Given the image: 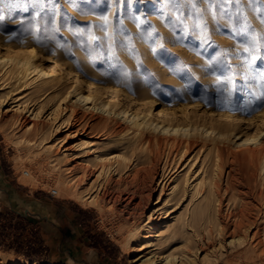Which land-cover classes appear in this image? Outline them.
<instances>
[{
    "label": "rangeland",
    "instance_id": "374dc122",
    "mask_svg": "<svg viewBox=\"0 0 264 264\" xmlns=\"http://www.w3.org/2000/svg\"><path fill=\"white\" fill-rule=\"evenodd\" d=\"M255 7H261L257 0H240L239 6L231 0L215 10L213 19L210 14L198 15L187 0H171L168 4L164 0H44L40 5L34 0H0V55L14 53L3 41L39 45L54 58L65 57L78 69L80 74L61 70L64 92L71 90L77 78L82 81L78 92L86 94L87 75L96 85L107 87L103 101L114 96L131 112H147L150 108L153 117L170 118L175 114L174 125H205L231 135L253 137L264 115V26L260 24L264 11L257 14ZM103 17H107V25ZM201 25L208 30L207 43L199 38ZM245 32L256 34L254 46L245 42ZM91 36L97 39L92 41ZM159 43L170 54L163 63ZM246 46L249 52L243 51ZM253 54L260 59L249 71ZM41 60L44 70L52 64L45 57ZM14 67L8 70L0 66V114L6 110L9 117L15 112L30 119L31 111H39V117L34 119L38 127L33 130L20 119L12 122L13 117L0 121V264H37L24 262L31 250L32 257L42 264H89L86 241L99 248L101 264H139L133 262L139 254L152 253L156 257L174 254L180 259L178 264H188L183 256L187 249L188 256L195 257V264H205L202 258L206 252L211 253L214 242L204 240V246L198 242L203 232L198 222L184 225L191 216H199L201 197L193 191L196 178L202 175L198 147H191L180 159L177 155L169 157V162L177 163L170 170L171 179L181 176L184 184L169 203L164 202L175 181H168L170 184L161 190L160 161L154 178L141 173L134 179V171H122L120 176L96 179L100 163L93 156L105 157L112 150L132 158V135L123 132L112 139L100 131L89 132L88 113L73 103L68 106L84 119L56 130L69 112L53 110L59 95L53 94L52 83H41L35 72L23 76ZM75 95L72 92L67 100H75ZM66 102L60 101L61 107ZM217 114L232 119L218 118ZM121 122L118 125L123 126ZM87 145L95 147L94 151L87 153ZM85 165L94 171L87 177L82 174ZM97 184L107 186V194L103 190L97 194ZM66 186L84 199L72 197ZM50 189L56 190L54 197ZM36 198L44 205L34 207ZM46 206L51 207L52 218L55 208L62 209V219L78 229L77 241L73 236L65 241L61 228L45 218L49 211ZM158 207L161 209L156 211ZM35 210L39 214H31ZM257 214L251 217L258 216L262 233L264 210ZM149 226H155L159 235L150 247L139 252L137 248L144 244ZM254 230L246 234V247H227L216 264H264V248L251 239ZM196 247L200 248L197 254ZM244 247L254 252L240 253Z\"/></svg>",
    "mask_w": 264,
    "mask_h": 264
},
{
    "label": "bare ground",
    "instance_id": "6f19581e",
    "mask_svg": "<svg viewBox=\"0 0 264 264\" xmlns=\"http://www.w3.org/2000/svg\"><path fill=\"white\" fill-rule=\"evenodd\" d=\"M3 42L7 47H11L14 53L7 56L0 55V66H2V68L9 70L10 67L15 66L18 69V72L23 76L26 75L27 72H35L37 78L41 79V83H52L50 88H52L53 94H57V96L59 95V103L53 110L60 112L61 114L66 109L69 112L66 118L56 126V130L64 124L65 127H70L74 122H80L84 119L82 116L76 115L74 112L75 110L70 108L71 106H68V103H73L74 106L79 105L83 110H86V113H88L86 114V130L89 132L93 133V131H100L102 134L112 139L123 132L132 135L131 138L134 140V146L130 148L132 158H127L125 154H118L112 150L107 153L105 152V157L101 154H96L95 156L91 154L95 160L99 161L97 163H100L99 168L95 172L98 173L96 179L104 175L109 177L108 175L110 174L120 176L122 171L125 173H132L134 171V179L137 176H140L141 173L145 178H154L158 174L157 165L160 161L163 165L159 181L162 184L161 190H163L166 185L168 186L170 184H167V182L173 180L171 179L170 170L177 166V163L172 164V161L169 162V157L171 155H177L180 159L187 150L191 147L197 146V155L201 154L199 159L201 163H199V171H201L202 175H198L200 177L196 178L197 182L193 185V191L201 197L199 216L198 219L191 216L184 225H197L198 222V224L203 227V232L199 235L200 238L198 239V242H201L202 246L206 244V241L204 240L214 242V246L211 248V253L207 254L206 252L204 254L202 258L203 263L216 264L218 259L221 258L223 251L227 250V247L237 248L238 246L247 243L246 234L253 229L255 230L251 234V239L255 238L256 242L254 245L260 244L264 248V231L260 233V229L258 228L259 222H257L258 216L256 217L257 219L251 217V214L256 213V215H258L257 213L260 211L263 212L264 210V115L260 118V128L257 130V134L253 137H241L237 134L231 135L226 131L207 127L205 125L202 127L188 124L174 125V123H176L174 121H177L175 114L170 118H166L165 116L158 118L153 117L150 108L147 112H144L143 110L135 113L131 112L129 107L117 102L114 96L103 101L102 97L106 93L107 87L104 88L103 86H99L100 83L96 85L87 75H84V78L86 79L85 81L88 82L89 86V90L86 94L82 91L78 92V88L82 86V81L80 80V82L77 78L75 79V84L71 87V90L64 92L66 84L62 82L63 75L61 74V70L65 69L80 74L78 69L65 59V57L54 58L39 45L32 44L26 46L23 45L24 43H13V45H11L7 41ZM41 57H45V59L52 63L47 70H44L42 67ZM86 70L89 71L91 68H87ZM72 92L76 93L75 100H67L69 94ZM60 101L63 103L65 101L67 102L61 107ZM6 112L7 111L5 110L0 114V121L8 116ZM38 114L39 111L34 113L31 111L30 116L33 118L29 119L27 117H20L18 113L14 112L10 117H13V119L11 118L12 122L14 121L17 123L19 119L22 120V124L26 122V125L33 130L38 127V123L34 120L39 117ZM57 114L56 116H58ZM49 115L51 114L49 113ZM10 117L8 116V118ZM217 117L225 119L230 118V116L225 114H217ZM121 120V123L124 124L123 126L118 125V121ZM88 145V151L86 150L87 153L95 148H91V146ZM93 151L94 150H92V152ZM64 155L66 156V154ZM131 159L134 161H131ZM195 159H197V157ZM89 164L91 163L86 162V165ZM85 168L86 169L82 173L83 176L86 175L87 177V174H93V169L90 167L88 168L87 166ZM193 174L194 173H192V175ZM180 177L181 176H178L173 180L175 181V184L169 188V197L165 199L164 203H169V198L183 190L184 184ZM109 178L107 180H109ZM134 181L135 180L131 181L132 184ZM107 184L109 187V183ZM103 185L104 184H97L95 188V191H98L97 194L102 190L104 195L107 194V186L104 187ZM189 185L190 184H188V186ZM67 188L72 197L84 199L83 195H76L70 187ZM88 198L90 197L88 196L87 199ZM92 199H94V197ZM94 200L97 201L96 199ZM159 209L161 208H156V211ZM167 211L168 209H165V214L169 215ZM155 231H157L155 230V226H149V231L144 235L146 240L144 244L142 243L137 248V251L141 252L152 245V239L159 235ZM241 233H244V235ZM192 245L190 247H193ZM197 247L195 251L196 253L194 252L195 254L200 250V248ZM244 248L240 253L249 255L250 251L251 254L254 252V250H249L250 248ZM187 250L183 255L185 260L188 264H195V257L190 258L188 256L189 250ZM179 260L174 254L156 257L154 253H152L151 255L139 254L133 262L138 261L139 264H178Z\"/></svg>",
    "mask_w": 264,
    "mask_h": 264
},
{
    "label": "snow or ice",
    "instance_id": "6c2138e0",
    "mask_svg": "<svg viewBox=\"0 0 264 264\" xmlns=\"http://www.w3.org/2000/svg\"><path fill=\"white\" fill-rule=\"evenodd\" d=\"M34 2L37 5H40V4H43L44 3V0H34ZM164 2H165V4H168V3L171 2V0H164ZM187 2L189 4H191L192 9L198 15H201V14H210L212 16V18L215 19V14H216L215 13V10L218 7H220L222 3H224V4L230 3L231 0H198V3H197V0H187ZM235 2L239 6L240 0H235ZM257 3L260 4L261 7H255L253 9V11L255 13L259 14L262 11H264V0H257ZM201 4L204 5L203 9L200 7ZM177 11H179V8H177ZM237 11H240V8L239 7H237ZM241 15H242V13H241ZM137 19H139V18H137ZM177 19H179V16L177 17ZM103 20H104L105 25H107V23H108L107 17H103ZM245 20H246V18H245ZM260 24L262 26H264V16H261L260 17ZM249 28H250V25H249ZM150 34L151 33H149V35ZM199 38L204 43H207L208 42V30L203 25H201ZM96 39H97V37H95V36H91L90 37V40H92V41H95ZM244 39H245V42L248 45L254 46L255 43H256V41H257V36H256V34L254 32H245L244 33ZM261 39H262V41H264V37H262ZM157 47L159 49H161V51L159 53V57H160V61L163 63V62H165V57L170 56V54L164 48V44L163 43H159L157 45ZM151 50H152L153 53H156L157 52V48L156 47H153ZM243 51L244 52H249L250 51V47H248V46L244 47L243 48ZM251 51L255 52L256 51V48L255 47H252L251 48ZM259 59H260V57H258L257 55H255V54L251 55V60L248 62V70L249 71L252 70L251 69V64L254 63V62H256ZM208 67L211 68L212 65L210 64ZM261 76H262V78H264V73H261Z\"/></svg>",
    "mask_w": 264,
    "mask_h": 264
},
{
    "label": "crops",
    "instance_id": "0c3cea01",
    "mask_svg": "<svg viewBox=\"0 0 264 264\" xmlns=\"http://www.w3.org/2000/svg\"><path fill=\"white\" fill-rule=\"evenodd\" d=\"M34 201L37 202L34 204V207H40V206H42L41 204H43V201H41V199L36 198V199H34ZM38 202L40 203V205ZM46 207L49 211L45 214V218L47 220H52L57 227L61 228L62 234L65 238V241H67V239L72 237V236L74 237V241H77V238L80 237L78 229H77V227L74 226V224L67 222L65 219H62V216H61L62 209L58 208V207L55 208L54 218H52V217H49V215L51 214V207H48V206H46ZM25 211H28V210H25ZM29 212H31V211H29ZM31 214H35V215L39 214V211L35 210L34 212H31ZM86 237H87V235H86ZM98 250H99L98 247H96V246L91 247V245H88V243L86 241V255H89V257H87L86 261L89 262V264H101L102 263L100 261V259L98 258ZM88 252L90 254H88Z\"/></svg>",
    "mask_w": 264,
    "mask_h": 264
},
{
    "label": "trees",
    "instance_id": "16d2710c",
    "mask_svg": "<svg viewBox=\"0 0 264 264\" xmlns=\"http://www.w3.org/2000/svg\"><path fill=\"white\" fill-rule=\"evenodd\" d=\"M7 249H12V247H7ZM32 251H34V250H31L30 252H31V254H28V255H26V257H25V259H24V262L26 261H34V262H36L37 264H42V263H40V261H38L37 259H34L32 256H34V254H32Z\"/></svg>",
    "mask_w": 264,
    "mask_h": 264
},
{
    "label": "built area",
    "instance_id": "2783aa9c",
    "mask_svg": "<svg viewBox=\"0 0 264 264\" xmlns=\"http://www.w3.org/2000/svg\"><path fill=\"white\" fill-rule=\"evenodd\" d=\"M25 174H27V173H25ZM56 193H57V192H56L55 189H50V190H49V194H50L51 196H53V197L56 195Z\"/></svg>",
    "mask_w": 264,
    "mask_h": 264
}]
</instances>
